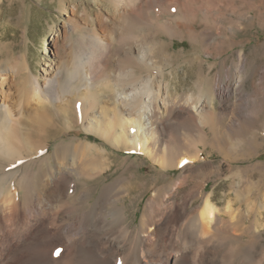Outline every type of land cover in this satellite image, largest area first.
<instances>
[{
    "label": "rangeland",
    "instance_id": "374dc122",
    "mask_svg": "<svg viewBox=\"0 0 264 264\" xmlns=\"http://www.w3.org/2000/svg\"><path fill=\"white\" fill-rule=\"evenodd\" d=\"M134 3L138 19L120 18L117 0H0V69H6L8 75L0 85L6 82L9 104L16 102L19 81L29 80L39 92L46 79L53 80L57 89L72 82L80 84L84 82L77 67L80 61L86 63L84 72L93 75L92 87L74 96L71 91L60 102L71 104L75 113L56 117L63 133L45 143L41 155L16 168L3 169L0 190L10 186L9 179L16 174L29 184L42 165L61 168L55 159L58 148L92 146L102 150L107 161L106 174L91 183L84 178L91 170L89 157L69 158L66 171L71 174L73 188L66 190L68 209L63 207L56 215L57 228L45 221L35 225L36 244L43 252L34 257L28 250L21 251L18 240L7 239L0 248L6 251L3 264L57 260L63 248L58 249L79 238L77 233L86 220L82 211H70L85 205L87 199L96 204L105 189L116 182L125 188L128 179L140 183L129 195L114 193L115 200L123 197L118 203L123 218L113 223L110 233L118 254L132 264L140 250L155 262L166 261L179 250L177 260L186 264H264V0ZM164 28L169 34L158 35ZM117 30L128 32L127 39L117 42ZM98 39L109 46L104 56L92 45ZM139 52L148 54V65L138 60ZM100 61H104L102 66L94 69ZM148 79L156 91L153 126L159 125L156 117H164L165 143H183L175 154L169 153L177 162L172 168H161L126 141L117 142V136L124 134L119 123L125 118L136 120L143 112L142 105L148 103L144 94ZM130 93L140 98L134 111H127V102L117 96ZM56 110L53 107V112ZM205 118L213 128L208 135L202 127H191L193 122L201 126ZM165 153L158 152L168 161ZM181 160L185 163L178 165ZM101 162H97L99 167ZM154 185L162 188V207L157 211L150 206L156 194ZM207 197L222 213L211 234L203 238L197 233L195 219ZM147 214L151 227L143 230ZM65 225L78 227L71 241L61 240L57 234ZM144 239L149 243L143 244Z\"/></svg>",
    "mask_w": 264,
    "mask_h": 264
},
{
    "label": "bare ground",
    "instance_id": "6f19581e",
    "mask_svg": "<svg viewBox=\"0 0 264 264\" xmlns=\"http://www.w3.org/2000/svg\"><path fill=\"white\" fill-rule=\"evenodd\" d=\"M135 7H137V4L134 3V0H117V11L120 18L138 19L136 16L137 11L136 10H135L136 12L134 11V9H136ZM239 15L243 16L242 13ZM159 32L160 34L158 35L162 36L164 33L168 35L169 29L166 30L164 28ZM128 34H129L128 32L127 34L125 33L123 34L121 33V30L119 31L117 30V42L124 40L126 37L129 36ZM94 41L95 42H93L92 45L93 46L97 45L98 48H100V52L98 51L97 53L101 55L103 53V56L106 55L109 50L108 49L109 46H107V44H102L103 42L100 40L97 43L96 40ZM140 52H139L140 56L138 57V60L141 61L143 65L144 64L148 65L147 64L148 54L147 53L142 54ZM153 52H155V50H153ZM99 60H101V57ZM82 62L81 61L78 62L79 66L77 67L80 69L79 73L81 74V76H84V82H81L80 84H76L72 82V84L70 83L71 86L65 85L64 88L62 87L61 89H57L56 83L53 80L46 79L44 81V86L42 91L39 92L38 87L35 84L30 83L29 80L19 81L17 82V86H16L17 99L13 105L9 104V98L6 95V92H4V87H6V82L5 83L1 82L0 172L3 171V169L9 170L10 168H16L19 165H22L23 163L27 162L28 160L41 155L43 152L46 151V150L44 151L43 148L44 144L48 143L51 140L54 139L56 140L63 133V131L59 129L56 124V117L59 118L61 115L63 114L66 115L69 114L70 112L73 115H75V113L73 112V106H71V104L60 105V102H62V99L66 100L65 97H67L72 92L74 96L75 94L82 92L84 89L93 86L92 83L93 75L89 76L84 72L83 66L86 63L82 65ZM103 62L104 61H100L98 64H96L94 69L101 67ZM149 63L151 62L149 61ZM5 70L0 69V80L2 81H3L2 77H4V75H6L5 73H7L5 72ZM51 75L52 73H47V76L50 77ZM6 76L8 77V75ZM145 84L146 87L148 86L149 88V89L147 88V92L144 93L148 97L147 98L148 100L146 99L148 103L142 105L141 108L143 109V112L138 116L136 120L134 119L130 120V118H125L124 123L122 125H121L122 121L121 123H119L120 126H122L123 128L122 132L124 131V134L117 136V142L123 141L124 143L126 141L136 151L140 153H144L149 157H151L154 163L160 166L161 168L164 169L172 168L175 165H177L176 164L177 162L175 161L173 156H169V153L175 154L183 147V143L180 142L179 140H177L176 143L171 145L165 143L162 134L165 131L164 127L162 126V123L166 122L164 117L163 118L156 117V122H158L159 125L153 126L154 124L152 122V119L154 117V108L152 104H153V100L155 99L154 94L156 91H153V88H150L151 79L145 81ZM133 88L136 89L135 87ZM117 96L120 101L125 103L127 102L125 104L126 108L128 109L127 111H132V110L134 111V109L136 110L138 108V103L140 98H138L137 95L135 94L133 95V93H130L124 97L123 94H119ZM92 97L94 98L95 95ZM53 107H56L58 109L56 110L57 112H53ZM131 113H129L130 116ZM74 119H75V123L78 124L75 117ZM192 124H193L192 126L190 124L192 129H194V127L199 129L202 127L201 129H203L204 130L203 132L207 133V135L210 134L211 131L213 130L212 125L211 123L209 124L207 118L202 120L201 126L199 125V123L196 124L193 122ZM127 128L130 129L127 130ZM159 151L168 153L169 160L168 161L163 160V158L158 154ZM84 156L89 157L90 159L89 167H91V170L85 174L84 177L85 180L91 183L98 181L100 178L103 177L102 175H105L107 172V170H105L104 167L107 166V161L105 160L104 152L95 147L83 146V145L74 146L72 148L70 147V148L56 149L55 159L59 160L58 164H61V168L57 170L56 165L54 167L53 165H51L50 167V163H48L47 165L44 164L42 165V168L38 171V173L34 176L32 182L29 184L27 183V181H25L23 178L20 177V174H16L9 179L11 185L9 186V184H6L0 190V248L3 247L4 242L8 239V241L18 240V242L20 243L21 251L28 250L31 254H33L34 257L37 256V252L39 253L43 252L41 246L36 244L38 231L35 229L36 227L35 225H37L38 223L40 224L41 222L44 223L45 221V223L49 225V227L51 226V228L54 227L57 228L56 215L59 213V210H61L63 207L68 209V204L64 200L68 199L65 198V195L67 194L66 190L67 188H70L71 180H73L72 177L70 176L71 174L66 171L69 166L68 160L69 158L77 159L79 157L82 158ZM101 160H102L101 162L102 167H99L97 165V162ZM184 163L185 161L181 160L178 163V165ZM97 166L98 169L95 170ZM89 167L87 166V169ZM51 173L54 175H50ZM53 177L55 178L50 184L48 182L49 181L48 178L52 179ZM129 180L130 179H128V184L126 185L125 188H121L122 186L119 187V183L117 182L113 183L110 187L104 190L103 194L100 196V198L94 205L91 204L90 199H87L86 204L80 206V208L74 209V211L68 210L71 212V214H73V212L82 211L84 214V218L86 216V220L85 223L83 224V227L79 229V232L77 233L79 238L77 237L78 239H76L75 242L73 239L70 246L66 244L65 246H62L61 249H58V250H62L63 248V250L59 252V255L57 256L58 257L57 260L38 262L37 259V261L30 260L29 263L27 264H59L61 260L63 261V258L66 255H68V257H66V259L68 260L63 261L62 264L65 263L69 264L71 262H74V264H132L129 258L125 257L124 255L121 256L120 254H118L116 243L110 233V228L112 227L113 223L116 224L120 221V219L123 218L121 217L120 214L123 211L121 209L122 207L120 208L118 205V203L123 199V197L120 200L119 199L115 200L114 193L117 192V194L119 195L123 192L129 195L135 190L134 185H139L140 183L138 179L134 181H129ZM156 186H155L156 194L150 203L151 210L154 211H157L162 207L161 200H163L161 194L162 188H157ZM126 197L127 196L124 195V198ZM105 209H108L107 212L105 211ZM221 213L222 211L213 203L212 198L207 197L203 207L198 213L199 217H197L196 219L194 218L196 220L195 225L198 228L197 233L203 238L209 236L211 234V228L213 227L214 223L219 219V215ZM228 213H229L228 211L225 212V214ZM148 214L146 215V217H144V220L142 221L143 230L144 228L147 229L150 224L149 223L150 218L147 220V217H149ZM74 215L77 216V213H75ZM179 215L181 216V214ZM108 217H111L113 220L112 221L109 220ZM184 217H187V215L182 216V219H184ZM47 221L49 223H47ZM73 221L72 220L70 221L71 224ZM76 225L79 226V224ZM184 225H187V223ZM75 229L76 228L73 225L72 226L65 225L61 229H58L57 234L59 235L61 240L63 238L64 239L68 238L70 240V238H72L71 237L72 233L75 231ZM181 235L182 237L185 235L184 230L183 232H181ZM29 239L31 240V242L27 244V242L30 241ZM147 242L148 241L146 239L143 240V244H147ZM114 249L116 250V252H113ZM4 251L5 250H2L1 252L0 249V264H3V261L1 259H2V253L6 252ZM139 253H137L133 263H135L136 261V264H169L171 262L173 263L174 261L175 264H186L182 260H177V256L180 254L179 250L174 251L173 252L174 254L166 258L167 260L163 262L160 261L155 262L151 259H147L149 257L147 256L146 252H141V254ZM17 263L21 264V261Z\"/></svg>",
    "mask_w": 264,
    "mask_h": 264
},
{
    "label": "snow or ice",
    "instance_id": "6c2138e0",
    "mask_svg": "<svg viewBox=\"0 0 264 264\" xmlns=\"http://www.w3.org/2000/svg\"><path fill=\"white\" fill-rule=\"evenodd\" d=\"M134 131V130H133ZM187 163V162H186Z\"/></svg>",
    "mask_w": 264,
    "mask_h": 264
}]
</instances>
